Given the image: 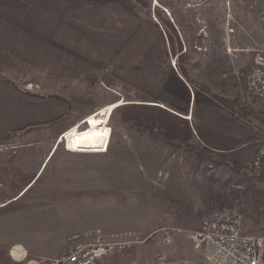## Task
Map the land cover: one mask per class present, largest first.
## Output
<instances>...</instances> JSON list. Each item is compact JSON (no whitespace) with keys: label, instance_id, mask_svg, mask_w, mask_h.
Listing matches in <instances>:
<instances>
[{"label":"rangeland","instance_id":"374dc122","mask_svg":"<svg viewBox=\"0 0 264 264\" xmlns=\"http://www.w3.org/2000/svg\"><path fill=\"white\" fill-rule=\"evenodd\" d=\"M132 1L134 10L125 7L137 13L140 20L152 19L166 29L155 4L151 7V0ZM191 1L197 4V44L212 45V59L220 57L223 67H227L223 72L230 73L222 78L221 72L217 78L219 87L215 84L213 88L219 94L239 99L242 81L236 77L237 57L242 51L229 53L227 47L242 49L264 42V0ZM205 24L207 34L200 30ZM148 34L153 39V30H148ZM217 45L223 46V56L222 50L214 52ZM197 55L199 59L200 51ZM80 58L93 63L81 55ZM231 64L237 73L228 70ZM114 71L107 62L89 69L83 82L57 79L55 95L42 92L41 86L22 84L41 91L38 95L42 99L34 100L36 113L24 116L32 123L25 128L14 127L24 120L22 115L0 116V130L18 133L15 138L0 140V162L10 161L39 173L46 154L59 146L28 192L0 207V242L19 240L31 249L56 255L63 253L75 236L101 229L105 234L136 240L122 251L106 256L101 263L109 264L106 260L111 258L117 264H205L202 254L190 243L188 232L225 203L241 211L244 231L260 233L263 179L253 180L246 164L197 156L192 142L186 139L181 141L178 152L177 146L155 129L157 120L163 121L164 116L149 105L125 103L114 110L111 140L104 152L73 151L72 133L57 144L65 130L92 111L118 99L141 101L131 99L141 92L123 83L118 75L114 77ZM197 72L196 80L205 82L202 70ZM0 77L19 88L10 77ZM58 107L59 115L49 114ZM101 116L88 121L84 128L100 123ZM263 128L257 137L264 139ZM195 175L204 179L197 180ZM256 175L263 176V169ZM254 185L260 189L258 192L253 191ZM191 255L201 257L194 258V262Z\"/></svg>","mask_w":264,"mask_h":264},{"label":"crops","instance_id":"0c3cea01","mask_svg":"<svg viewBox=\"0 0 264 264\" xmlns=\"http://www.w3.org/2000/svg\"><path fill=\"white\" fill-rule=\"evenodd\" d=\"M158 1L162 7L155 5V8L166 29L152 19L140 20L137 13L113 0H0V74L19 85L17 88L0 77V116L22 115L24 120L14 127L25 128L32 123L25 117L36 113L34 107L37 103L34 100L42 98L38 95L41 91L30 87L26 89L22 84L32 83L41 86L42 92L55 95L57 79H65V83L69 80L83 82L89 69L109 62L115 68L113 76L118 75L123 83L141 92L137 98H131L141 101H128L126 104L149 105L148 108L162 113L164 119L157 120L155 127L158 128L155 129L166 136L174 147L177 146L178 152L181 151V141L186 139L192 142L197 156H208L227 164L230 161L246 164L255 152L257 135L264 126L261 119L264 116V99L256 100L247 92L246 76L253 64V54L242 51L236 56L239 72L236 77L242 81L239 100L247 107V120L219 100H232L234 97L219 94L213 88L221 72L222 78L230 73L223 72L227 69L223 67V62L210 63L212 45L196 42V1ZM150 3L152 7L155 2L151 0ZM164 7L168 8L170 15ZM203 27L200 30L207 34L206 24ZM148 30H153V39ZM155 34L159 37L156 35L155 38ZM167 34L171 37V45ZM197 50L200 51L199 59ZM221 50L223 56V46ZM80 55L93 63L81 59ZM198 69L202 70L205 82L196 80ZM229 69L234 70L232 64ZM204 86L209 90H205ZM64 89L69 90L67 87ZM59 109L49 114L59 115ZM8 126L11 124L8 123ZM52 151L50 149L46 154L41 166ZM194 178L204 179L199 175ZM0 243L9 245L11 249L14 245H23L29 253L28 258L62 254H44L19 240ZM199 252L204 259L203 251ZM191 256L193 260L201 257ZM106 261L117 264L111 258Z\"/></svg>","mask_w":264,"mask_h":264},{"label":"built area","instance_id":"2783aa9c","mask_svg":"<svg viewBox=\"0 0 264 264\" xmlns=\"http://www.w3.org/2000/svg\"><path fill=\"white\" fill-rule=\"evenodd\" d=\"M166 12L169 14L168 9ZM233 50L253 54V64L246 76L247 92L256 100H263L264 42L250 44L242 49L227 47L229 53ZM235 72L237 73L236 70ZM263 162L264 139L258 137L255 152L246 162V168L253 174H260ZM229 204L231 203L219 204L221 207L210 211L202 218L199 227L188 232L193 247L203 251L205 264H264V203L260 206L263 218L260 233L244 231L241 211ZM121 238L118 234H105L101 229L87 230L75 236L60 256L28 258L27 249L20 258H15L11 249V256L23 264H98L106 256L120 252L136 241L131 236Z\"/></svg>","mask_w":264,"mask_h":264},{"label":"trees","instance_id":"16d2710c","mask_svg":"<svg viewBox=\"0 0 264 264\" xmlns=\"http://www.w3.org/2000/svg\"><path fill=\"white\" fill-rule=\"evenodd\" d=\"M115 1L121 3L124 6H130L134 10V3H133L134 1L132 0H115ZM156 35L158 36V34H155V38H156ZM160 36L163 37L165 45H166L165 36L162 32L160 33ZM167 38H168L169 44L171 45V37H169L168 34H167ZM181 48H182V44H181ZM170 49L173 51L172 47ZM215 50L220 51L221 45H217ZM183 54L184 53H181L180 55H183ZM219 62L221 63V58L218 56L210 60V63H213V64H218ZM204 89L207 91L209 90L207 86H204ZM213 95L215 98L218 99L217 95L215 94ZM219 100L226 102L227 105L231 106L230 108L232 109V111H235L242 117L246 118V115L248 113L247 107L244 105H241L239 99L226 100V99L220 98ZM246 119L249 120V117ZM261 119L264 121V116H262ZM250 120L254 121L253 118H250ZM263 131H264V128H263ZM16 136H18L17 132H6V131L0 130V140L1 139L6 140L8 138H15ZM237 166L239 168H242L241 165L237 164ZM37 175L38 173L36 171H33L32 169L26 166H21L19 164H15L10 161L0 162V207L10 204L14 200H16V198L17 200L20 199L22 197L20 192L21 191L23 192L24 187L28 185L25 188V191L23 192V193H27L28 190L41 177ZM251 175L253 176L252 177L253 180H258V179L261 180L263 177L261 175L257 176L256 174L254 175L251 174ZM254 186H255L254 187L255 189L253 191L258 192V190L260 189H258L257 185H254ZM260 191L264 192V190H260ZM260 196H261V199L264 200V194L260 193ZM10 251H11V248L9 245L0 243V264H21L12 258Z\"/></svg>","mask_w":264,"mask_h":264},{"label":"bare ground","instance_id":"6f19581e","mask_svg":"<svg viewBox=\"0 0 264 264\" xmlns=\"http://www.w3.org/2000/svg\"><path fill=\"white\" fill-rule=\"evenodd\" d=\"M155 5H161V4L159 3L158 0H155ZM125 103H128L125 99H122V100L118 99L86 115L85 117L77 121L74 125H72L71 128L69 127L67 130H65L61 134L57 144L59 145L61 141H63V138L66 135L72 133L73 137L71 138V140L73 139L72 142L75 145V147H72L73 151H76V152H88V151L104 152L106 151L107 147L109 146L111 135H112V127L110 126V120H111L112 114L117 107ZM100 115H102L101 116L102 121L100 123L94 124L93 126L88 127V128H84L85 125L87 126L88 121ZM81 126L83 129H80ZM58 147H55L56 149L54 148L55 151H57ZM55 151L54 152L52 151L53 152L52 156L54 155ZM46 166L47 164L45 165V163H43V166H41V168L39 169V172H41L40 175L38 173L39 176L42 175ZM23 192H21L20 194L23 195L24 194ZM24 253H25V249H24V246L21 244H17L12 248V254L15 258H20L21 256L24 255Z\"/></svg>","mask_w":264,"mask_h":264}]
</instances>
